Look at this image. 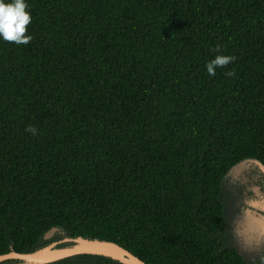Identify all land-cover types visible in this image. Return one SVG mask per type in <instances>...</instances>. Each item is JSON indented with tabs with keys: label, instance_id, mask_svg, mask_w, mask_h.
Returning <instances> with one entry per match:
<instances>
[{
	"label": "trees",
	"instance_id": "obj_1",
	"mask_svg": "<svg viewBox=\"0 0 264 264\" xmlns=\"http://www.w3.org/2000/svg\"><path fill=\"white\" fill-rule=\"evenodd\" d=\"M25 2L30 43L0 37V254L58 227L147 264H247L223 180L264 164V0ZM218 54L235 60L211 76Z\"/></svg>",
	"mask_w": 264,
	"mask_h": 264
},
{
	"label": "flooded vegetation",
	"instance_id": "obj_2",
	"mask_svg": "<svg viewBox=\"0 0 264 264\" xmlns=\"http://www.w3.org/2000/svg\"><path fill=\"white\" fill-rule=\"evenodd\" d=\"M223 189L227 243L247 264H264V170L252 163L227 175Z\"/></svg>",
	"mask_w": 264,
	"mask_h": 264
},
{
	"label": "water",
	"instance_id": "obj_3",
	"mask_svg": "<svg viewBox=\"0 0 264 264\" xmlns=\"http://www.w3.org/2000/svg\"><path fill=\"white\" fill-rule=\"evenodd\" d=\"M252 163L259 165L264 170V165L261 161L256 158H246L231 166L225 177L231 173L241 171ZM242 229L246 230L250 229V227L247 226V228L243 227ZM59 231L58 227H51L42 236V239L47 241V243L28 252L10 250L7 253L0 254V262L15 259L19 261V264H47L72 255L93 254L109 257L124 264H147L113 241L81 235L52 239Z\"/></svg>",
	"mask_w": 264,
	"mask_h": 264
},
{
	"label": "clouds",
	"instance_id": "obj_4",
	"mask_svg": "<svg viewBox=\"0 0 264 264\" xmlns=\"http://www.w3.org/2000/svg\"><path fill=\"white\" fill-rule=\"evenodd\" d=\"M27 8L25 0H11L7 3L5 0H0V37L4 41L17 45L30 43L32 37L27 34V28L31 23V14L26 10ZM219 47L218 45L215 50L218 51ZM234 60L233 56L218 54L206 64L207 73L214 76L217 68H226ZM225 75L231 77L235 76V73L228 71ZM26 131L33 135L38 132L35 126H28Z\"/></svg>",
	"mask_w": 264,
	"mask_h": 264
},
{
	"label": "rangeland",
	"instance_id": "obj_5",
	"mask_svg": "<svg viewBox=\"0 0 264 264\" xmlns=\"http://www.w3.org/2000/svg\"><path fill=\"white\" fill-rule=\"evenodd\" d=\"M237 173H239V172H236V173H231V174H233V175H237ZM230 175V174H229ZM233 181H236L237 179L236 178H231ZM223 193H224V198H225V189H223ZM224 204H225V202H224ZM58 239H60V238H58Z\"/></svg>",
	"mask_w": 264,
	"mask_h": 264
}]
</instances>
